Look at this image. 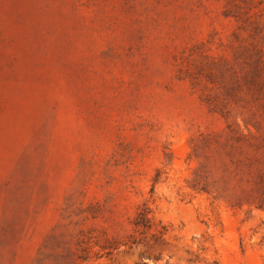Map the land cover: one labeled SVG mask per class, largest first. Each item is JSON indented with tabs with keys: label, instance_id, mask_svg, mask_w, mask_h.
Here are the masks:
<instances>
[{
	"label": "rangeland",
	"instance_id": "rangeland-1",
	"mask_svg": "<svg viewBox=\"0 0 264 264\" xmlns=\"http://www.w3.org/2000/svg\"><path fill=\"white\" fill-rule=\"evenodd\" d=\"M0 264H264V0H0Z\"/></svg>",
	"mask_w": 264,
	"mask_h": 264
},
{
	"label": "trees",
	"instance_id": "trees-1",
	"mask_svg": "<svg viewBox=\"0 0 264 264\" xmlns=\"http://www.w3.org/2000/svg\"><path fill=\"white\" fill-rule=\"evenodd\" d=\"M142 223H143V221H142Z\"/></svg>",
	"mask_w": 264,
	"mask_h": 264
}]
</instances>
